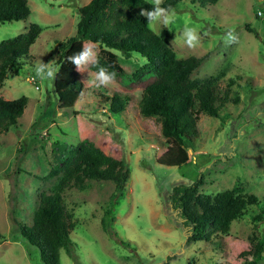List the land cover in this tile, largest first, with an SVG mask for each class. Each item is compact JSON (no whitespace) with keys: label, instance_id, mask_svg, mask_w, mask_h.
Instances as JSON below:
<instances>
[{"label":"rangeland","instance_id":"rangeland-1","mask_svg":"<svg viewBox=\"0 0 264 264\" xmlns=\"http://www.w3.org/2000/svg\"><path fill=\"white\" fill-rule=\"evenodd\" d=\"M26 1V17L0 22V41L31 22L40 26L28 55L10 65L0 82L4 98L26 97L16 123L0 129V264H43L19 225L30 224L39 193L51 191L60 175L51 169L83 138L123 159L129 173L119 196L109 179L86 178L81 188L64 187L74 227L71 254L59 249L60 264H264V242L254 257L256 241L264 239V0H179L171 8L172 24H148L154 32H172L168 45L176 56L201 58L191 79L217 75L220 92L227 93L219 115L200 113L197 135L182 144L161 136L153 118L138 113L137 99L149 76L139 72L143 59L135 52L112 49L123 72L108 87L88 85L87 71H77L80 90L56 93L53 81L37 78L34 69L41 62L58 68L59 42L74 33L77 7L88 0ZM185 25L202 37L194 49L182 36ZM229 31L236 43L225 42ZM101 88L129 94L118 116L98 101ZM198 174L200 193L237 186L257 202L234 218L226 233L186 242L168 194L172 185L190 183Z\"/></svg>","mask_w":264,"mask_h":264},{"label":"trees","instance_id":"trees-1","mask_svg":"<svg viewBox=\"0 0 264 264\" xmlns=\"http://www.w3.org/2000/svg\"><path fill=\"white\" fill-rule=\"evenodd\" d=\"M178 1L163 0L161 7L172 8ZM193 1L214 3L216 0ZM151 9L152 2L149 0H88L78 6L74 33L59 42L61 58L53 88L56 93L82 89L76 67L67 57L82 49L83 40L95 42L100 66L116 73V78L121 76L123 69L118 63L117 53L112 49L125 55L135 52L143 59L139 72L149 76L137 99L138 113L143 117H152L164 138H174L179 144L184 140L191 142L197 135L199 114L218 116L227 93L226 90L220 92L217 75L189 77L201 58L176 56L168 45L172 32L165 28L154 32L148 26L147 18L140 15L141 10ZM28 13L26 0H0V22L21 19ZM39 32L40 26L31 22L24 31L0 41V82L10 65L28 55L29 46ZM90 69L97 71L96 67ZM95 94L98 101L116 116L130 99L129 94L110 93L103 88ZM25 103L24 95L14 98L0 95L1 130H7L16 123ZM69 151L51 169L50 173L60 175L51 191L39 193L30 224L19 225L21 236L38 249L43 264H60L59 249L71 254L69 233L74 227V219L63 202L64 187L72 183L81 188L86 178L109 179L113 182L114 196H119L129 173L123 159L105 153L87 138ZM201 182L202 177L198 174L190 183L172 185L168 194L170 207L181 217L186 242L206 240L214 233H226L230 222L243 215L248 205L257 202L252 192L237 186L212 194L200 193L197 187ZM261 211L264 215V209ZM258 217L256 215L254 219L258 220ZM263 240L256 241L255 258L260 256ZM160 264H166V261Z\"/></svg>","mask_w":264,"mask_h":264},{"label":"clouds","instance_id":"clouds-1","mask_svg":"<svg viewBox=\"0 0 264 264\" xmlns=\"http://www.w3.org/2000/svg\"><path fill=\"white\" fill-rule=\"evenodd\" d=\"M162 3L163 0H152L151 10H141L140 15L147 18V24H159L163 27H167L174 22V10L170 7H161ZM182 36L186 45L193 49L200 44L202 39L201 35L195 28L187 25L183 28ZM237 40V36L232 31H229L225 37V42L227 44L236 43ZM67 60L75 65L77 71L88 72L89 76L85 82L91 87H108L115 82L116 73L109 72L106 67L100 66L99 50L95 42L89 41L83 44L82 49L79 52L68 56ZM51 63L52 61L47 64L44 62L39 63L34 69L35 76L40 80L54 81L59 70L50 67L49 65ZM90 67H96L97 71L94 74H90L88 71Z\"/></svg>","mask_w":264,"mask_h":264}]
</instances>
